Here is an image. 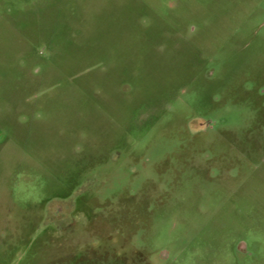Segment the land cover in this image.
<instances>
[{
	"label": "rangeland",
	"instance_id": "rangeland-1",
	"mask_svg": "<svg viewBox=\"0 0 264 264\" xmlns=\"http://www.w3.org/2000/svg\"><path fill=\"white\" fill-rule=\"evenodd\" d=\"M0 264H264V0H0Z\"/></svg>",
	"mask_w": 264,
	"mask_h": 264
},
{
	"label": "flooded vegetation",
	"instance_id": "flooded-vegetation-1",
	"mask_svg": "<svg viewBox=\"0 0 264 264\" xmlns=\"http://www.w3.org/2000/svg\"><path fill=\"white\" fill-rule=\"evenodd\" d=\"M49 207H51L48 209L50 215L56 217L57 219L67 218L69 214H75L74 205L71 202L67 203L63 201H56L53 206L50 205L47 208ZM242 249L245 248L242 247Z\"/></svg>",
	"mask_w": 264,
	"mask_h": 264
}]
</instances>
